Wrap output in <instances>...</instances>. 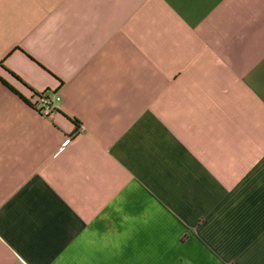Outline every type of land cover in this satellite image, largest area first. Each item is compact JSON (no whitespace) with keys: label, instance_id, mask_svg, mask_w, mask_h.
Here are the masks:
<instances>
[{"label":"crops","instance_id":"crops-1","mask_svg":"<svg viewBox=\"0 0 264 264\" xmlns=\"http://www.w3.org/2000/svg\"><path fill=\"white\" fill-rule=\"evenodd\" d=\"M0 264H264V0H0Z\"/></svg>","mask_w":264,"mask_h":264},{"label":"built area","instance_id":"built-area-1","mask_svg":"<svg viewBox=\"0 0 264 264\" xmlns=\"http://www.w3.org/2000/svg\"><path fill=\"white\" fill-rule=\"evenodd\" d=\"M32 103H34L37 113L43 117H52L54 113L58 112V105L61 101V96L56 94L52 97L49 95V91H43L32 97Z\"/></svg>","mask_w":264,"mask_h":264},{"label":"trees","instance_id":"trees-1","mask_svg":"<svg viewBox=\"0 0 264 264\" xmlns=\"http://www.w3.org/2000/svg\"><path fill=\"white\" fill-rule=\"evenodd\" d=\"M35 95H38L37 93Z\"/></svg>","mask_w":264,"mask_h":264}]
</instances>
